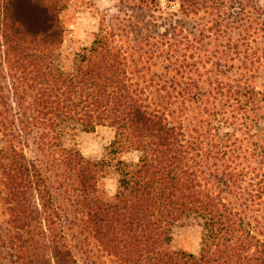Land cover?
<instances>
[{
  "label": "trees",
  "instance_id": "1",
  "mask_svg": "<svg viewBox=\"0 0 264 264\" xmlns=\"http://www.w3.org/2000/svg\"><path fill=\"white\" fill-rule=\"evenodd\" d=\"M69 1L0 0V197L11 227L0 260L10 249L13 264H78L49 185L47 171L60 169L78 187L89 233L122 264H264V90L249 72L206 90L193 78L202 77L194 53L179 65L174 53L165 75L148 79L105 28L65 73L59 17ZM163 1L186 19L207 15L208 33L183 37L198 48L261 8L260 0H139L154 11ZM224 62L217 75L230 77ZM100 126L116 131L111 155L140 154L137 164L117 162L111 200L99 189L106 160L62 146L63 134ZM35 132L43 152L53 149L47 171L23 150ZM192 219L202 228L200 254L172 250L173 230Z\"/></svg>",
  "mask_w": 264,
  "mask_h": 264
},
{
  "label": "rangeland",
  "instance_id": "2",
  "mask_svg": "<svg viewBox=\"0 0 264 264\" xmlns=\"http://www.w3.org/2000/svg\"><path fill=\"white\" fill-rule=\"evenodd\" d=\"M250 1L251 3L255 2L254 0ZM114 2L119 9L118 14L108 15L102 11L98 12L100 22L95 33L90 38L88 47L92 46L98 33L102 28H105L106 31L116 33L117 44L124 46L125 49L130 51L129 60L130 64L132 63V68L142 71L148 79L156 78L162 74L165 75V67L168 64L167 59L173 58L175 56L174 53L180 58L178 65L185 62L186 57H192L194 53L192 58H195V62L197 61L202 77L200 78L193 74V78L203 83L206 90L213 89L218 82H226L228 78L239 77L245 72H249L251 82L255 87L259 90H264V3H261V0V8L259 10L261 15L253 16L254 21L242 22L244 27L241 29L237 28L238 25H234L237 29L231 34H224L220 41L215 40L217 36H215L214 32L209 33L211 37L207 36L204 38L199 48L198 45L197 47H192L184 38L189 37V42L191 41L192 43L200 31L204 30L205 33H208V26L206 29L203 28L208 21L207 15L203 14L193 19H186L181 16L178 3L165 1L161 2L160 7L155 11L142 9L139 0H114ZM95 5L96 0H70L67 9H92ZM64 16L65 18L67 17V10L64 12ZM247 26H252L254 29H248ZM164 34L170 35L163 39L160 36ZM147 38L151 39L147 42ZM237 44L240 45L239 57H237L238 55L236 56L234 49ZM241 45L243 46L241 47ZM229 46L233 51L230 50ZM247 50L250 53L245 54ZM215 52L216 58L212 57ZM221 52H226V55ZM220 61L221 64H225L224 61H228L230 73L227 74L230 77H225L221 74L217 75V67L215 65L218 62L220 63ZM172 62L175 63V59H172ZM144 84L146 85L147 83ZM152 97L154 99L153 102H156L157 95L153 94ZM39 136V132H35L25 138L26 145L22 149L30 159L35 160L38 166L45 170L53 161L51 158L53 149L46 148V151L43 152L41 148H44V146L41 147ZM115 137L116 131L104 126L97 127L92 133L79 131L66 133L62 136V146L64 148H77L86 159L91 161L106 160L109 167L99 177V189L106 200L113 199L115 195H106L102 185L119 181L120 174L116 168L117 162L124 160L127 163L137 164L140 158L138 152H130L120 156L111 155L110 146L114 142ZM59 170L49 169V172L45 171L52 177L49 185L54 195L56 207L63 217L67 242L78 264H122L117 257L106 252L93 235L89 233L83 222L85 215L84 209L79 205L78 187L72 184V181L65 180L64 175L66 173L64 170ZM260 216L264 218L263 211ZM9 221L10 213L8 207L0 197L1 242L9 241L11 228ZM201 238L202 228L199 223L194 219L188 220L173 230L171 249L199 255L201 252ZM4 253L6 258L3 257L0 260V264H13L9 256L13 254L11 250L5 249Z\"/></svg>",
  "mask_w": 264,
  "mask_h": 264
},
{
  "label": "clouds",
  "instance_id": "3",
  "mask_svg": "<svg viewBox=\"0 0 264 264\" xmlns=\"http://www.w3.org/2000/svg\"><path fill=\"white\" fill-rule=\"evenodd\" d=\"M264 3V0H261ZM116 15L119 9L114 0H96L94 8L67 9V17L61 14L59 21L63 29L62 42L60 43V67L65 73H71L75 67V57L79 52L89 46V41L95 33L100 17L98 12ZM66 19V22H65ZM87 37V38H86ZM106 195L114 196L118 191V181L113 184L102 185Z\"/></svg>",
  "mask_w": 264,
  "mask_h": 264
}]
</instances>
